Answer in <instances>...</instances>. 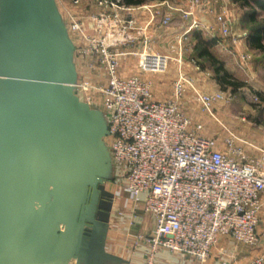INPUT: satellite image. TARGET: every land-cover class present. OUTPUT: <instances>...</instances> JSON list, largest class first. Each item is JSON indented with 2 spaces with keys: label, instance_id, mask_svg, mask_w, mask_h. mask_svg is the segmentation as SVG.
Wrapping results in <instances>:
<instances>
[{
  "label": "built area",
  "instance_id": "obj_1",
  "mask_svg": "<svg viewBox=\"0 0 264 264\" xmlns=\"http://www.w3.org/2000/svg\"><path fill=\"white\" fill-rule=\"evenodd\" d=\"M80 1L71 0L73 4ZM185 2L192 8L207 6L211 0ZM97 4L102 13L87 17L70 14L65 25L85 40L84 54L100 56L107 79L100 87L87 83L74 87L77 96L79 88L87 87L100 96L108 125L104 143L113 166V179L108 183L115 182L116 191L127 193L135 203L144 195L142 210L153 216L154 226L137 239L149 245V259L163 249L205 264L221 237L259 247L264 230V160L249 159L242 147L246 142L229 128L223 127L221 136L206 135L204 124L182 107L190 91L187 102L198 103L218 123L212 109L227 102L229 95L204 94L178 73L170 96L156 99L151 81L144 77L165 73L170 56L149 49L144 29L134 19L121 17L120 12L130 8L120 0H97ZM163 5L167 9L163 26L174 13L184 20L193 15L191 8L168 2ZM215 21L221 37H230L226 13L216 14ZM199 29L198 22L191 19L177 42ZM133 31L142 37L141 49L125 50V45L137 41ZM127 56L134 57L136 72L125 76L121 75V59ZM244 264H264V246Z\"/></svg>",
  "mask_w": 264,
  "mask_h": 264
},
{
  "label": "water",
  "instance_id": "obj_2",
  "mask_svg": "<svg viewBox=\"0 0 264 264\" xmlns=\"http://www.w3.org/2000/svg\"><path fill=\"white\" fill-rule=\"evenodd\" d=\"M55 0H0V264H109L104 114Z\"/></svg>",
  "mask_w": 264,
  "mask_h": 264
},
{
  "label": "crops",
  "instance_id": "obj_3",
  "mask_svg": "<svg viewBox=\"0 0 264 264\" xmlns=\"http://www.w3.org/2000/svg\"><path fill=\"white\" fill-rule=\"evenodd\" d=\"M91 2L96 3L97 0H91ZM164 2L179 5L184 9L191 8L190 4L186 3L185 0H176V3L170 0H146L142 5L126 6L130 8V10L120 12L122 18H132L139 28L144 29L145 38H147L149 42L147 46L153 52L167 55L170 54L173 57L175 56V53L178 54V56L187 55L186 51H189V49H184L183 51L181 50L178 53L174 48L176 46L175 41L183 34L184 29L187 24L190 23L191 19L196 20L200 27L198 31L192 32H197L204 40L216 38V42L212 45L210 51L215 56V53H217V59L223 61L225 64L227 62L233 64V59L236 60L234 57H237L238 59V56L243 54H246V57H249V51H257L248 46L247 37H245V40H242L239 38L240 36L238 38L234 36L235 33L238 34V29L240 30V33H243V36L247 34H244L245 32L249 33V29L240 27L239 23L244 20L245 14L241 12L239 4L233 0H211L207 6L192 7L191 10L193 15L186 20L181 18L179 14L174 13L171 17L170 23L163 26L161 21L167 13V9L163 5ZM97 9L99 8L97 7ZM91 10L92 11L90 13L80 16L84 17L86 15H94V7H92ZM221 12L226 13L230 22L231 38L227 37V39H224L219 33L215 16ZM61 16L63 18L62 14ZM260 17H264L263 14H261ZM175 18L178 21L174 22L173 20ZM233 30H235L234 33ZM132 35L137 37V41L133 44L125 45L124 49H141L142 37L136 31H133ZM187 38V40L193 39L195 43L193 33ZM72 42L73 45L76 46L77 42ZM156 44L161 45L163 48L166 47L167 49H163L161 51L156 48ZM187 57H191L190 54L184 56V62H182L183 68L195 69V71L199 69V73H194L195 75L192 77V81L195 83L194 86L197 90L204 94H213L217 92L223 93L214 80L213 75L203 72V70L198 68L197 65L193 66V62L189 61ZM126 59L128 62H126L125 59L121 60V69H127L129 67L127 70H121V75L125 76L129 75L128 73L132 72L133 68L136 67L135 63L132 64V58L129 57V59ZM197 77H204V80H200ZM144 79L151 81L152 93L156 99L162 100L170 96L172 83L170 85L162 81L163 83L160 85V78L157 77L151 78V80L149 77L145 76ZM202 81H211V83L203 85L201 83ZM164 89L165 91L161 92V90ZM190 96L191 92L188 91L183 100V109L188 115L190 114L189 110H186V106H188L187 101H189ZM228 101V107L225 105L226 102L219 103L218 105L215 104L213 107L214 114L216 117H219V119L216 118L218 123L215 122L216 126H214L213 134L221 136L222 128H229L234 134L246 142V144L241 145L249 159L255 161L264 160V148L259 147L256 142L253 141V138L256 137L255 134L252 138L248 136L247 131L246 136L242 134V129L245 124L247 125V123L244 116L240 112V109L235 108L234 106L237 105V102L233 100L232 97H230ZM110 192L113 194V198L112 209L108 219L105 250L106 252L119 257L121 262L109 264H197V262L186 256L179 253H171L163 249L159 250L152 256V258L149 259V245L144 241H139L137 239L138 234L148 232L152 230L154 226L153 216L145 214L142 210V200L144 199V195L140 197L139 202L135 203L125 192H117L115 188L110 189ZM262 200L264 202V194H262ZM262 218H264V209L262 211ZM262 233L263 236L260 246L254 248L237 244L230 237H221L218 240L217 245L213 248L205 264H244L248 262L258 253L259 249L264 246V230H262Z\"/></svg>",
  "mask_w": 264,
  "mask_h": 264
},
{
  "label": "rangeland",
  "instance_id": "obj_4",
  "mask_svg": "<svg viewBox=\"0 0 264 264\" xmlns=\"http://www.w3.org/2000/svg\"><path fill=\"white\" fill-rule=\"evenodd\" d=\"M58 6L59 11L63 15V21L64 23H68L69 20V15H85L90 13L92 10L91 8L94 7V16L102 13L103 8L97 4V2L93 3L91 0H81L78 4H73L71 0H55ZM170 1H176V0H170ZM83 3V4H82ZM176 3V2H175ZM97 5V6H96ZM97 7L99 9H97ZM240 8V7H239ZM241 9V12L243 14H247V12H250L249 10ZM88 15L84 16L87 17ZM244 15V20H242L240 24V27L243 28H251L255 25L251 24L248 19H246ZM256 22L258 23V26H260V21L262 18L260 16H256ZM178 21L176 18L173 20ZM240 30L238 29V34H234L236 38H241L242 40H245V37L248 38V32H245L246 36L242 35L243 33L239 32ZM235 30H233V33ZM70 38L72 41H76V48L73 53V62L75 64V67L77 68V79L76 83L78 84H83L87 83L88 86L92 87H100L105 84L106 82V74L104 71V65L101 63V58L100 56L97 55H87L84 54L83 49L87 48V44L85 43V40H83L81 37L73 33L72 31H68ZM89 36L93 34L92 31H89ZM192 35V31L185 36L181 38V41L178 43L177 40L175 41V51L180 52L181 50L183 51L184 49H189V51L192 52L190 53L188 50L186 51V54H190L191 57H187L189 61L193 62V66H198L199 64L202 65L204 68L202 69L203 72L209 73L210 75H213L212 69L210 68L209 64L206 62L204 59H199L196 57L195 51H194V40H187V37H190ZM98 38V37H96ZM231 38V37H230ZM225 39V38H224ZM227 39V38H226ZM261 42L264 44V38L261 40ZM243 46V45H242ZM124 48V47H123ZM122 48V49H123ZM156 48L159 50L167 49L166 47L163 48L161 45L156 44ZM180 49V51H178ZM158 53V52H157ZM163 54V53H160ZM216 56L218 55L215 53ZM170 55V54H169ZM187 55H180L175 53V58L170 55L171 61L169 62V67L168 70L163 73V74H154V75H147L149 79L151 78H160V85L165 82L167 84L171 83L176 80L178 73H181L184 75V77L188 80H192V77L195 75L194 73H199V69L195 71V69H189L183 68V63L184 62V56ZM249 57H246V54L239 55L238 59L237 57L236 60L233 59V64H230L227 62L226 64L222 62L225 70L234 78V80L240 81L243 83V86L236 88L235 93L231 94L229 90L223 91L225 96L227 97H232L233 100L237 102V105H234L235 108L240 109V112L245 118V121L247 125L245 124L244 128L242 129V134L246 136V131L249 137H253L255 134V138H253L256 142V144L259 147L264 148V102L258 97L257 95L254 94V92H257L261 95V97L264 99V54L259 52V51H249L248 53ZM215 56V57H216ZM130 56L124 57L126 62ZM219 57V56H218ZM132 58V64L135 63L134 57ZM186 58V57H185ZM217 58V57H216ZM121 59V60H123ZM235 61V62H234ZM129 68V67H128ZM127 68V69H128ZM127 70L126 68H122ZM121 69V70H122ZM201 69V68H200ZM136 70L133 68V71L128 73V74H133L135 73ZM121 74V73H120ZM200 80H204V77H197ZM152 80V79H151ZM163 81V82H162ZM164 83V84H165ZM194 83V82H193ZM203 85H208L211 83V81H202L201 82ZM195 84V83H194ZM164 88V87H163ZM165 91L161 90V92ZM78 97L86 103L88 100L90 102L89 106L91 108H95L97 110H100V96L98 93L91 89V88H79L78 89ZM236 104L235 102H233ZM188 106H186V110H189L190 116H192L195 121L201 122L204 124V133L208 136H213L214 132V126L215 125V120L213 117L209 116L207 113L203 112L201 110L200 106L196 102H191L188 103ZM229 101L225 103V105L228 107ZM218 105V104H217ZM239 106V107H238ZM183 107V104H182ZM226 108V107H225ZM102 112V111H101ZM103 113V112H102ZM212 113L214 114V110L212 109ZM215 118L216 115L214 114ZM116 187L115 182L111 183H106V189H114Z\"/></svg>",
  "mask_w": 264,
  "mask_h": 264
},
{
  "label": "trees",
  "instance_id": "obj_5",
  "mask_svg": "<svg viewBox=\"0 0 264 264\" xmlns=\"http://www.w3.org/2000/svg\"><path fill=\"white\" fill-rule=\"evenodd\" d=\"M146 0H120V2L125 6H138L142 5ZM238 3L240 8L249 10L245 14L246 19L250 21L251 24L255 25L249 28V34L247 38L248 46L264 54V45L261 40L264 38V17H261L260 26L256 22V16H264V0H233ZM195 39L194 51L196 57L199 59H204L209 64L212 69L213 77L221 91L229 90L231 94L235 93L236 88L243 86V83L234 80L232 76L225 70L222 62L215 57V55L210 51V48L215 44L216 40H204L197 32H192ZM201 70L204 68L199 64ZM255 95L260 97L264 102V99L257 92Z\"/></svg>",
  "mask_w": 264,
  "mask_h": 264
}]
</instances>
